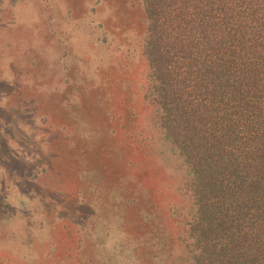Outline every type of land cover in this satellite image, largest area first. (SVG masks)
<instances>
[{
	"label": "rangeland",
	"instance_id": "1",
	"mask_svg": "<svg viewBox=\"0 0 264 264\" xmlns=\"http://www.w3.org/2000/svg\"><path fill=\"white\" fill-rule=\"evenodd\" d=\"M142 0H0V264H187Z\"/></svg>",
	"mask_w": 264,
	"mask_h": 264
},
{
	"label": "trees",
	"instance_id": "2",
	"mask_svg": "<svg viewBox=\"0 0 264 264\" xmlns=\"http://www.w3.org/2000/svg\"><path fill=\"white\" fill-rule=\"evenodd\" d=\"M164 135L194 201L187 264H264V0H142Z\"/></svg>",
	"mask_w": 264,
	"mask_h": 264
}]
</instances>
